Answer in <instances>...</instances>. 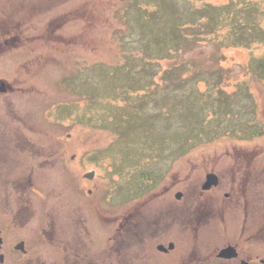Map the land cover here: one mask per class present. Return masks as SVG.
Wrapping results in <instances>:
<instances>
[{"label":"rangeland","instance_id":"374dc122","mask_svg":"<svg viewBox=\"0 0 264 264\" xmlns=\"http://www.w3.org/2000/svg\"><path fill=\"white\" fill-rule=\"evenodd\" d=\"M1 83L0 114L21 117L46 159L27 156L34 185L19 204L107 249L134 213L121 264H214L222 230L190 237L174 194L215 185L200 154L219 169L233 149L264 153V0H0ZM166 211L170 237H131L132 218ZM95 215L109 218L102 232Z\"/></svg>","mask_w":264,"mask_h":264},{"label":"flooded vegetation","instance_id":"af4514ba","mask_svg":"<svg viewBox=\"0 0 264 264\" xmlns=\"http://www.w3.org/2000/svg\"><path fill=\"white\" fill-rule=\"evenodd\" d=\"M8 43L9 40L5 37L3 42L5 48ZM20 103L26 102L20 101ZM6 114L7 116L0 114V264L124 263L123 260L118 259L116 249L119 245H125L127 240L119 233V230L123 228L129 214L134 213L127 212L124 219L120 220L113 232H116L117 236L110 240L115 244H111L107 249L109 237L99 236L100 238L96 239L97 236L92 230L82 235L74 231V220H71L73 231L67 233L66 218H63L65 222L60 228L53 214H47V220L44 222L42 216L30 211L26 202L19 204L21 193L18 189L34 185L32 176L27 171V156L36 160L38 166L46 159L43 158L41 149L43 145L40 142L29 141L24 134L26 122L9 112ZM38 150L41 154L38 157L33 156L32 154ZM207 155H199V163L205 166L200 173H205L204 176L209 173L215 175L216 184L208 189H203L201 184L200 188L186 192L185 196L182 191L175 192L174 204L181 205L180 210L183 216L181 223L186 228H190L187 229L191 233L190 237L195 239L201 232L204 236L211 228L220 227L223 236L221 243L228 242L221 244L219 250L214 253V264H264V153H258L257 149H233L222 155V158L220 157L219 169L211 167L204 160ZM223 161L229 162V165L224 167L221 164ZM63 164L67 166L65 162ZM226 185L230 192H223L224 196L219 197L220 187ZM193 196L195 200L188 202L193 199ZM257 199H259L258 205ZM192 203L198 206L194 215L188 216V204ZM169 205H171V199L168 202ZM237 205L240 207L237 208ZM237 210L241 213L235 218ZM164 215L166 217H163ZM167 215H170L168 211L160 215L153 214L157 217L153 218L152 224L143 214H140L137 219L132 218L128 223V227L134 229L131 237L136 238L141 235H146L148 238L153 236L160 238L166 235L170 237L168 234L170 223ZM226 215L227 219H225ZM108 219L106 216L102 218L96 216L94 223L98 225L100 232ZM233 220L238 229L236 237ZM82 225L83 223H80V226ZM145 226H150V229H145ZM127 232L133 231L127 230ZM80 236H86L87 239ZM117 238L121 240L117 241ZM229 238L232 239L229 240ZM97 243L99 248L92 250V246L94 247ZM86 244H89L88 253L84 251ZM170 245H173L172 249H169ZM227 246L233 248L236 254L234 258L226 259L219 256L220 250ZM111 247L114 248L115 253H111ZM174 248L175 245L171 241L156 245L159 253L167 255ZM205 249L207 250L208 247L205 246ZM197 264H203V262L197 261Z\"/></svg>","mask_w":264,"mask_h":264},{"label":"water","instance_id":"95a60500","mask_svg":"<svg viewBox=\"0 0 264 264\" xmlns=\"http://www.w3.org/2000/svg\"><path fill=\"white\" fill-rule=\"evenodd\" d=\"M0 90L2 91L3 90V86H1ZM228 250V249H227Z\"/></svg>","mask_w":264,"mask_h":264}]
</instances>
